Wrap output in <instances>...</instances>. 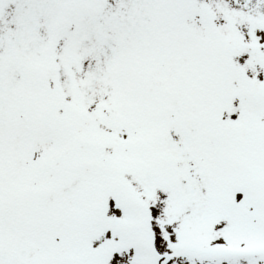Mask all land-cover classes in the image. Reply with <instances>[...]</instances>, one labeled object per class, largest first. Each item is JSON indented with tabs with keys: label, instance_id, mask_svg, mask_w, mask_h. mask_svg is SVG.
Returning a JSON list of instances; mask_svg holds the SVG:
<instances>
[{
	"label": "snow or ice",
	"instance_id": "obj_1",
	"mask_svg": "<svg viewBox=\"0 0 264 264\" xmlns=\"http://www.w3.org/2000/svg\"><path fill=\"white\" fill-rule=\"evenodd\" d=\"M0 264H264V0H0Z\"/></svg>",
	"mask_w": 264,
	"mask_h": 264
}]
</instances>
